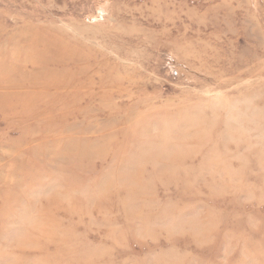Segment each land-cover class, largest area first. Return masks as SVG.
<instances>
[{"label": "rangeland", "instance_id": "obj_1", "mask_svg": "<svg viewBox=\"0 0 264 264\" xmlns=\"http://www.w3.org/2000/svg\"><path fill=\"white\" fill-rule=\"evenodd\" d=\"M0 264H264V0H0Z\"/></svg>", "mask_w": 264, "mask_h": 264}]
</instances>
